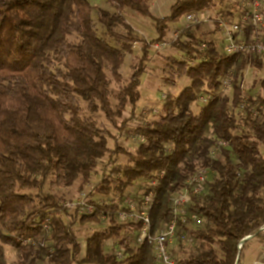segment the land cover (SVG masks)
Wrapping results in <instances>:
<instances>
[{
    "label": "trees",
    "instance_id": "obj_1",
    "mask_svg": "<svg viewBox=\"0 0 264 264\" xmlns=\"http://www.w3.org/2000/svg\"><path fill=\"white\" fill-rule=\"evenodd\" d=\"M223 2L174 0L169 15L156 18L151 0H106L114 11L99 9L97 20L105 35L99 36L89 0H0V264H6L7 246L19 252L17 264L44 259L48 264H154L153 247L132 246L125 234L139 225L115 219L119 204L95 202L96 212L81 216L83 224L99 222L101 212L110 219V226L86 238L82 255L73 223L62 217L67 213L66 198L44 191L47 183L63 188L77 180L86 184L107 153H124L129 162L115 165L111 172L117 178L109 181L103 175L95 189L117 191L122 197L139 180L155 181L146 190L154 194L149 210L152 232L171 221L170 198L183 189L197 166L210 167L213 177L205 191L187 206L201 224L187 222L176 230L177 240L183 241L181 235L194 237L202 248L176 259L168 246L178 264H236L240 242L250 235L264 236V97L246 102L243 88L245 68L262 70L261 58L228 55L218 51L213 40L199 38L195 28L181 30L171 46L185 58H166V80L176 84L187 78L190 84L178 96H168L159 120L129 126L154 42L139 37L125 12L152 19L156 40L162 41L170 24L185 14L212 10ZM253 32L246 28L247 41ZM138 42L141 56L132 64L129 81L117 91L113 106L111 83L120 84L125 57ZM226 77L233 89L231 103L227 95L217 96L195 114L192 104L199 94L216 93ZM81 101L90 114L101 111L120 132L141 134L145 141L135 153L119 145L110 150V132L83 115ZM129 105V116L123 118ZM240 106L248 129L237 132L230 107ZM218 140L227 146L211 160ZM28 238L37 245L27 244ZM108 239L118 242L123 258L105 252Z\"/></svg>",
    "mask_w": 264,
    "mask_h": 264
},
{
    "label": "rangeland",
    "instance_id": "obj_2",
    "mask_svg": "<svg viewBox=\"0 0 264 264\" xmlns=\"http://www.w3.org/2000/svg\"><path fill=\"white\" fill-rule=\"evenodd\" d=\"M89 1L91 2L92 5V18L94 19L97 25V33L99 36H105L104 30L100 26L97 20L98 11L99 9L105 8L113 12L114 8H112L109 4H107L106 0H89ZM173 1L174 0H151L152 13L154 17L157 18L159 16L169 15ZM239 3L240 0H225V2L223 3H217L214 6L212 13L208 16L209 18L206 21H203L196 25H191L190 28H195V33L199 38L213 40L218 51L224 52V44H225L223 38L224 36L220 28L216 27V24L214 23L212 16L215 14L222 15L227 19L228 22L231 23L232 21L237 20L239 18L241 11L239 7ZM125 13H126L125 14L126 20L133 25L139 37L141 39H145L146 41L153 40L154 42L151 46V52H150L151 58L148 61L145 73L142 75L141 78V84H140L141 97L134 111V115L131 116L132 118L129 124V126L133 128L139 125H144L146 123H152L154 121L159 120L160 117L165 113L163 107L167 102L168 96H172V97L178 96L179 93L183 90V88H185L190 84V80H188L187 78H183L181 80H177L176 84H173L166 80L168 75L166 73V62H167L166 58L170 56L175 57L177 59L185 58V55L182 52L176 50L171 46L172 43L171 41L175 39L183 29L182 23L184 21L183 18L184 16L180 19L179 22L175 24H170L166 38L162 41H158L156 40L157 35L155 33L154 21L152 19L142 18L139 15H136L133 11L125 12ZM108 41L112 42V40L110 39H108ZM162 43H165V45L162 46ZM158 44L161 46L158 49H155V46ZM140 50H141V43L138 42L134 44L133 53L126 55L125 62L121 67L120 73L122 75V80L121 82H119L120 84H118V82L115 81H112L111 83L110 101L113 106L117 104V98H116L117 91L122 87V85H125L129 81V77L132 73V64L133 63L135 64L136 58L138 59L141 56ZM107 74H108V78L112 80L111 73L107 72ZM226 79L227 78L223 79V82H226L225 81ZM243 88H244V99L246 102L248 101V98L255 99L257 96L264 97V67L262 70L246 67L244 70ZM217 94L219 96L227 95L231 103V100L233 98V89L231 86H227L226 88H224L223 93L218 92ZM81 105L83 108L84 116L87 117L91 116L98 128H100L104 132L105 130L110 132V136H108L107 138L108 147L110 150L115 151L116 146L119 145L124 149L128 150L130 153H135L137 147L140 144L133 141L132 138L134 137L133 135L138 133L127 134L124 131L120 132L118 129H116L109 123V121L105 118L103 112L99 111L94 114H90L86 110V103L81 101ZM205 106L206 104H204L199 99H197V101H195L192 104V111L195 114H198L202 111L203 107ZM230 110L237 119V123H238L237 132H240L244 129H248L247 124L245 123L246 113L243 107L240 106L234 109L233 107H230ZM250 110L253 111L254 115L256 112H258L253 108H251ZM129 111H130V105L123 113V118L129 116L130 113ZM113 135H115L116 137L112 138ZM213 148L214 147H212V149ZM217 157H218V153L216 155V158ZM215 159H211V160H215ZM128 162H129L128 155L124 153H114V154L107 153L102 159L98 161L97 167L92 172L90 179L86 184L82 185L81 181L77 180L70 187H65V188L57 187L56 185H51L49 183H47L44 187V191L50 192L52 194H56L58 196H63L64 198H66L63 201V206L65 203H69V202L77 203V201L81 198L87 200V203H85L81 213L79 212V210H69L66 208L67 213L65 215H62L64 221L68 223H73V231L75 235H77V239L82 245V255H84V251H85L84 248H85L86 238L90 236L93 232L98 230H104L105 228L110 226V219L107 215L105 216L103 212L98 214L100 218L99 222L92 221L86 224L80 223L79 220L81 218V214L86 215L88 213L87 206H89L90 203L91 205L92 204L94 205L95 202L99 204H107V205L119 204L120 207L119 210L120 209L123 210L127 199H130L131 197L139 198L140 196L145 195L146 190L152 186V181L139 180L135 183V185L131 189L126 190L122 197L118 195L119 193L117 191H112L110 194H107L105 192L97 191L95 189V185L97 183H100L103 175H108L109 181H111V179H115V177L117 178V175L111 172V169L115 165H125ZM199 168H204V167H199ZM206 168H208V166ZM212 177L213 176L210 174V180L212 179ZM26 192L30 193L32 191L28 190ZM173 197L174 194L171 196L170 202L172 201ZM142 206H143L142 203H139L138 212L142 210ZM170 208H171V203H170ZM115 219L120 221L118 214L115 216ZM47 225L48 224L45 223L44 227H46ZM166 225L162 229H159L158 231L153 233H158L162 231L166 227ZM125 234L129 237L131 245L134 246L136 244V230L135 229L132 230L131 228L129 231L125 232ZM26 243L37 245V242L32 240V238H28ZM48 244L50 245L51 242H49ZM41 245L44 246V242L41 243ZM104 245H105L104 246L105 252L112 253L114 255L118 251H123V249H121V247L119 246L118 242L113 239H108ZM169 246L170 249L174 252L173 256L176 259H179L180 257H187L192 253L198 252L202 248L200 241L196 240L194 237H190L189 239L183 241L173 240L169 244ZM4 255H5L4 257L6 260V264H17L20 258L19 252L16 249L8 246L4 247ZM38 264H48V263L47 260L44 259L39 261Z\"/></svg>",
    "mask_w": 264,
    "mask_h": 264
},
{
    "label": "built area",
    "instance_id": "obj_3",
    "mask_svg": "<svg viewBox=\"0 0 264 264\" xmlns=\"http://www.w3.org/2000/svg\"><path fill=\"white\" fill-rule=\"evenodd\" d=\"M240 15L237 20L231 23L227 21L222 15L215 14L212 16L216 27H219L222 31L224 38V52L230 54H246L250 56H257L263 60L264 63V0H240ZM214 9V8H213ZM212 9V10H213ZM212 10L202 12H191L184 15V21L182 23L183 29L190 28L191 25H196L203 21H206ZM251 27L254 29L251 39L246 40V28ZM182 29V30H183ZM176 39V38H175ZM165 43H162L164 46ZM161 45H156L155 49H158ZM206 44L202 43L200 49L204 50ZM226 82H221L219 90L216 93H200L198 99L204 104H208L213 101L217 96V93L224 92V88L231 86L230 77H226ZM225 79V78H224ZM257 112L255 113V115ZM133 141L141 144L145 141V137L140 134L133 135ZM227 143L218 140L210 153V158L215 159L216 155L221 147H226ZM211 169L198 168L193 172L186 185L182 190L177 192L171 201L172 219L167 223L166 227L158 232H152V224L149 217V210L151 209L154 194L148 192L143 196L131 197L125 202L123 210H118L120 221L123 223H131L132 225L138 224L139 227L136 230V244L151 245L154 249V264H178L175 259L168 252V246L173 240H177L176 230L179 224H185L191 222V224L199 226L202 222L201 218L194 212H188L187 205L191 203L193 197L202 194L206 189V184L210 180ZM152 185H155V181H152ZM138 198V199H137ZM87 203V200L81 198L77 203H65L64 207L69 210H79L81 213L83 207ZM142 203V210L138 212V205ZM89 204V203H88ZM96 210L95 206L91 203L87 206V214H92ZM82 216V214H81ZM106 216V214H105ZM45 228H49L47 225ZM264 231V225L262 227ZM182 240L189 239L186 235H181ZM28 240V239H27ZM27 242V241H25ZM243 244L240 242L238 245L239 251H241ZM119 259L123 258V252L118 251L115 254Z\"/></svg>",
    "mask_w": 264,
    "mask_h": 264
},
{
    "label": "crops",
    "instance_id": "obj_4",
    "mask_svg": "<svg viewBox=\"0 0 264 264\" xmlns=\"http://www.w3.org/2000/svg\"><path fill=\"white\" fill-rule=\"evenodd\" d=\"M174 1L172 2V4ZM163 17V16H159ZM236 264H264V236H248Z\"/></svg>",
    "mask_w": 264,
    "mask_h": 264
},
{
    "label": "water",
    "instance_id": "obj_5",
    "mask_svg": "<svg viewBox=\"0 0 264 264\" xmlns=\"http://www.w3.org/2000/svg\"><path fill=\"white\" fill-rule=\"evenodd\" d=\"M247 239H248V237L244 238V239L241 241V243L243 244L244 241L247 240Z\"/></svg>",
    "mask_w": 264,
    "mask_h": 264
}]
</instances>
